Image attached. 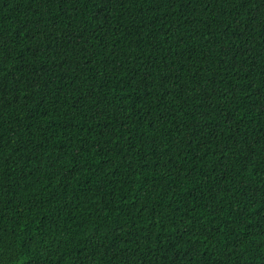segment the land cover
<instances>
[{
    "label": "trees",
    "instance_id": "1",
    "mask_svg": "<svg viewBox=\"0 0 264 264\" xmlns=\"http://www.w3.org/2000/svg\"><path fill=\"white\" fill-rule=\"evenodd\" d=\"M0 264H264V0H0Z\"/></svg>",
    "mask_w": 264,
    "mask_h": 264
}]
</instances>
